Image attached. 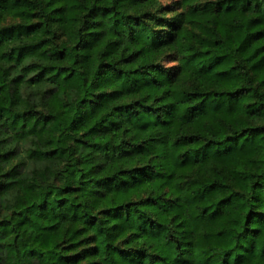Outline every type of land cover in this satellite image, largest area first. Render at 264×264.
Listing matches in <instances>:
<instances>
[{
	"label": "trees",
	"instance_id": "obj_1",
	"mask_svg": "<svg viewBox=\"0 0 264 264\" xmlns=\"http://www.w3.org/2000/svg\"><path fill=\"white\" fill-rule=\"evenodd\" d=\"M0 264H264V0H0Z\"/></svg>",
	"mask_w": 264,
	"mask_h": 264
},
{
	"label": "rangeland",
	"instance_id": "obj_2",
	"mask_svg": "<svg viewBox=\"0 0 264 264\" xmlns=\"http://www.w3.org/2000/svg\"><path fill=\"white\" fill-rule=\"evenodd\" d=\"M169 1V0H168ZM170 1H172V0H170ZM174 1V0H173ZM171 64H172V62H170Z\"/></svg>",
	"mask_w": 264,
	"mask_h": 264
}]
</instances>
